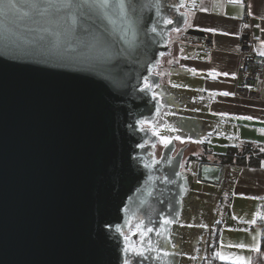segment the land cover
Instances as JSON below:
<instances>
[{
	"label": "water",
	"instance_id": "1",
	"mask_svg": "<svg viewBox=\"0 0 264 264\" xmlns=\"http://www.w3.org/2000/svg\"><path fill=\"white\" fill-rule=\"evenodd\" d=\"M43 2L0 0V264H178L170 229L188 193L187 145L174 152L171 137L157 156L151 126L166 110L156 69L186 24L184 0H126L131 25L90 15L75 26L67 13L31 7ZM176 123L201 129L190 116ZM224 172L195 167L210 185ZM130 220L153 231L141 242ZM149 241L142 256L125 251Z\"/></svg>",
	"mask_w": 264,
	"mask_h": 264
},
{
	"label": "crops",
	"instance_id": "2",
	"mask_svg": "<svg viewBox=\"0 0 264 264\" xmlns=\"http://www.w3.org/2000/svg\"><path fill=\"white\" fill-rule=\"evenodd\" d=\"M183 5L187 28L209 33L212 47L179 44L174 48L173 58L166 68L168 92L181 104L186 103L200 113L191 112L185 116L200 121L201 129L196 134L208 151L219 156L229 146L250 143L258 152H264V88L259 99L235 94L240 24L248 14L252 22L254 51L264 52V0H248L247 3L185 0ZM207 161L220 163L218 158ZM226 166L222 183L216 185L220 196L215 206L219 207V212L206 240V264L222 261L214 255L216 252L244 256L250 264L262 259L264 264L261 228L264 158L255 166ZM216 229L218 241L211 249ZM237 244L246 247H229ZM257 245L259 251L252 250Z\"/></svg>",
	"mask_w": 264,
	"mask_h": 264
},
{
	"label": "rangeland",
	"instance_id": "3",
	"mask_svg": "<svg viewBox=\"0 0 264 264\" xmlns=\"http://www.w3.org/2000/svg\"><path fill=\"white\" fill-rule=\"evenodd\" d=\"M187 25L188 23L185 24L183 30L187 28ZM176 36L177 32L170 33L169 46L171 52L162 57L161 64L157 67L161 77L160 82L164 86L168 82L167 64L173 58L174 48L179 45ZM191 112L200 114L190 108V105L182 103L178 108L170 107L161 114L160 125L151 128L159 133L156 143L157 155H159L160 148L164 146L160 139L161 136L169 139L174 138L177 146L186 143L182 137L181 127L176 122L179 116ZM188 141L189 145L185 150L181 165V171L188 177V193L182 200V209L178 221L171 226L170 238L179 248L178 264H206V240L214 228L213 223L219 212V207L215 206V203L218 201L220 192L216 185L197 181L195 175L197 163H195L196 160H191L189 157L193 155L194 158L204 156L206 159H216L218 156L208 151L202 142Z\"/></svg>",
	"mask_w": 264,
	"mask_h": 264
},
{
	"label": "snow or ice",
	"instance_id": "4",
	"mask_svg": "<svg viewBox=\"0 0 264 264\" xmlns=\"http://www.w3.org/2000/svg\"><path fill=\"white\" fill-rule=\"evenodd\" d=\"M233 3L239 2V0H231ZM195 6V5H194ZM8 8H13L15 5L8 4ZM31 7L35 8L36 10L40 11L41 14H60V13H67L71 19L72 25L75 26L78 24L79 20L83 17H87L90 15H96L100 18L104 19L107 23L113 24L114 20L112 17L118 16L123 21H128L131 25L133 22L131 21V15L135 12V8L126 2V0H44L43 3H34L31 5ZM180 7H184L183 4L180 5ZM251 14V13H249ZM164 24L170 25L173 23L171 19H164ZM185 23L187 24V19H185ZM179 28L173 29V31H179ZM152 32L156 31V28L153 27L151 29ZM96 39H99V37H96ZM261 55H264V52L260 53ZM144 88L148 89L149 84L147 80H145ZM223 95H228V93H222ZM155 97V94H153ZM138 123L144 124L145 121L141 120ZM143 130V129H141ZM153 135H159V133L155 130H153ZM161 142L167 146L170 143V140L168 137H160ZM176 139H179V137H176ZM143 147V145H140ZM164 224L172 223V221L164 219ZM130 225V231H132V228L135 229V231H132V234H139L141 242L144 240V237L147 235V232L153 231L152 228H147L146 231L143 227V221L140 220L139 222L132 225L131 220L129 221ZM117 231H120L117 229ZM160 234L159 232L157 233ZM125 241H129V236H124ZM150 247L147 249H139L134 244L129 243L125 249V251L131 250L132 252L136 253L137 255H143L144 251H153L154 249L151 248V241L148 242ZM229 247H237V248H245L246 246L244 244H237V245H229ZM254 251H259V246L257 245L254 249ZM216 257H218L222 261H227L229 264H250V260L244 256H236L234 254L224 255L221 252L214 253ZM125 264H128L127 261H125Z\"/></svg>",
	"mask_w": 264,
	"mask_h": 264
},
{
	"label": "built area",
	"instance_id": "5",
	"mask_svg": "<svg viewBox=\"0 0 264 264\" xmlns=\"http://www.w3.org/2000/svg\"><path fill=\"white\" fill-rule=\"evenodd\" d=\"M239 1L248 2V0ZM239 34V63L236 71L235 94L239 97L259 99L264 88V55L254 51L252 22L248 14L241 21ZM176 39L181 45L207 49L212 47V37L209 33L193 35L188 34L184 29L177 32ZM156 72L158 73V68ZM227 168L225 165V171ZM261 228L264 235V206Z\"/></svg>",
	"mask_w": 264,
	"mask_h": 264
},
{
	"label": "trees",
	"instance_id": "6",
	"mask_svg": "<svg viewBox=\"0 0 264 264\" xmlns=\"http://www.w3.org/2000/svg\"><path fill=\"white\" fill-rule=\"evenodd\" d=\"M183 9V8H182ZM190 159H194L196 161H205L206 158L204 156H200L198 158H194L193 156L189 157ZM264 158V152H258L250 143L243 144L240 147L229 146L224 154L218 156L220 163L225 165H236V166H255L257 165L261 159ZM219 231L216 229L213 234V242L212 247L217 244ZM262 250H264V239L262 240ZM259 262V263H258ZM256 264H263L262 259L258 261ZM214 264H229L228 262L216 261Z\"/></svg>",
	"mask_w": 264,
	"mask_h": 264
},
{
	"label": "flooded vegetation",
	"instance_id": "7",
	"mask_svg": "<svg viewBox=\"0 0 264 264\" xmlns=\"http://www.w3.org/2000/svg\"><path fill=\"white\" fill-rule=\"evenodd\" d=\"M155 93L159 95V99L166 105V110H168L170 107H174L176 109V108H178L181 105V102L180 101H177L174 98V96L171 93L168 92V88L166 86H164L162 83L160 84L159 87H157L155 89ZM155 125H156V127L158 125H160V117H159V119H158V121H157V123ZM155 125L151 126V128L152 127H155ZM194 131H195V129L194 130H191L190 133H182V137L185 139V142H186L185 144L187 145L186 148L189 145V141H188L189 140V137L194 136V134L196 133ZM174 141H175V139H174ZM196 142H201V141L199 139ZM185 144H183V145H185ZM175 145H176V148H175L174 152H176V150L178 148H180L181 146H183L182 144L179 145V146H177L176 142H175ZM186 148H185V150H186ZM156 149H157V147H156ZM160 150H161V148H160ZM185 150H184V153H185ZM184 153H183V157H182V162H183V158H184ZM159 154H160V152H159ZM156 155H157V153H156ZM157 156H159V155H157ZM191 160H194V159L191 158ZM205 161H207V159ZM182 162H181V165H182ZM197 162H199V161H195V163H197ZM222 179H223V177H222Z\"/></svg>",
	"mask_w": 264,
	"mask_h": 264
},
{
	"label": "bare ground",
	"instance_id": "8",
	"mask_svg": "<svg viewBox=\"0 0 264 264\" xmlns=\"http://www.w3.org/2000/svg\"><path fill=\"white\" fill-rule=\"evenodd\" d=\"M222 183V182H221Z\"/></svg>",
	"mask_w": 264,
	"mask_h": 264
}]
</instances>
